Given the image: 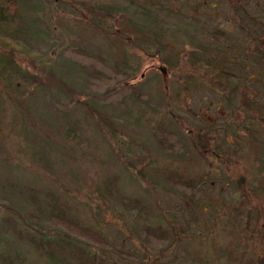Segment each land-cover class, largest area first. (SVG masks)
I'll return each mask as SVG.
<instances>
[{
	"label": "rangeland",
	"instance_id": "rangeland-1",
	"mask_svg": "<svg viewBox=\"0 0 264 264\" xmlns=\"http://www.w3.org/2000/svg\"><path fill=\"white\" fill-rule=\"evenodd\" d=\"M0 14V264L264 259V169L248 147H264V120L245 108L264 106V0H0ZM69 46L125 59L123 87L91 88ZM53 205L109 246L62 227Z\"/></svg>",
	"mask_w": 264,
	"mask_h": 264
},
{
	"label": "trees",
	"instance_id": "trees-1",
	"mask_svg": "<svg viewBox=\"0 0 264 264\" xmlns=\"http://www.w3.org/2000/svg\"><path fill=\"white\" fill-rule=\"evenodd\" d=\"M137 19L139 22L146 21L147 17L144 12V10L139 9L136 13ZM3 18L0 14V20ZM186 21H189V19H185ZM124 30L131 34L132 36H142L145 30L142 29V27L138 23H131L128 22L124 25ZM66 58L76 64H79L81 66H84L87 68L90 72V86L91 88L99 89L103 87H123V80L119 77V66L125 67L126 61L125 59H122V61L119 63V65L116 68H111L107 66L103 60L101 59H92L89 58L81 49L75 47V46H69L67 51L65 52ZM85 58V59H83ZM100 75H104V79L100 77ZM106 78V79H105ZM255 103V102H253ZM246 103L245 108L247 111L251 114L253 118H255L257 121L262 122L264 120V106L258 104V103ZM196 138L198 139L197 146H200V153L203 154L205 151L204 145H202V141L205 139L204 135L196 134ZM154 137L156 143L165 149L167 152L175 153L177 156H183L184 155V147L183 143L180 139V137L177 135V133L172 131H164L157 129L154 132ZM248 147H250L251 150V157L252 162L260 169H264V147L260 145L257 141L251 140L248 143ZM241 181V177H239L238 182ZM106 185L109 187L110 194H113L118 199L121 200V202L125 206H130L132 203L121 199L118 197L115 185H116V178H111L106 182ZM187 189L192 190V196L195 195L198 191L202 189V182L198 180H190L187 181V183L183 184ZM53 212L49 213L48 216H54L57 218V221L62 227L65 229H69L73 234L78 236L80 239L84 240L85 242L92 244L93 246H97L100 248H107L109 246L106 239L101 236L98 232L93 231L90 228L84 227L82 225H79L75 221H71L66 217V213L63 211V209L58 205L52 206ZM257 264H264V259H260Z\"/></svg>",
	"mask_w": 264,
	"mask_h": 264
},
{
	"label": "water",
	"instance_id": "water-1",
	"mask_svg": "<svg viewBox=\"0 0 264 264\" xmlns=\"http://www.w3.org/2000/svg\"><path fill=\"white\" fill-rule=\"evenodd\" d=\"M161 70V69H160Z\"/></svg>",
	"mask_w": 264,
	"mask_h": 264
}]
</instances>
